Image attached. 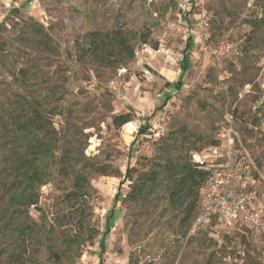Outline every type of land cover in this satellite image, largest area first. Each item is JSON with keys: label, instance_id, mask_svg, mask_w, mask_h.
<instances>
[{"label": "rangeland", "instance_id": "rangeland-1", "mask_svg": "<svg viewBox=\"0 0 264 264\" xmlns=\"http://www.w3.org/2000/svg\"><path fill=\"white\" fill-rule=\"evenodd\" d=\"M115 31L135 47L126 65L93 52L92 33ZM230 129L264 206V0H0V264H264V230L192 233L197 211L185 222L165 190L129 197L127 168L141 177L167 144L222 163ZM41 140L46 162L15 211L18 155Z\"/></svg>", "mask_w": 264, "mask_h": 264}, {"label": "trees", "instance_id": "trees-1", "mask_svg": "<svg viewBox=\"0 0 264 264\" xmlns=\"http://www.w3.org/2000/svg\"><path fill=\"white\" fill-rule=\"evenodd\" d=\"M103 35L100 33H92V44L96 48L94 55L98 56L102 62L107 64L126 65L135 57V47L131 44L130 39L123 33L115 31L105 35V40L102 39ZM147 44V40L144 41ZM104 45V47L102 46ZM110 62V63H109ZM166 86L172 87L171 83H166ZM182 87L178 83L177 89ZM160 112V108L156 109ZM36 114H38L36 112ZM39 115V114H38ZM136 117L133 109H129L128 113L115 115L113 118V125L115 128L120 129L123 126L131 123ZM27 130H33L29 127ZM143 132V131H142ZM39 148L36 150H28L18 155L17 168L23 166L25 168V176L23 178L24 188L20 192H14L9 200V206L15 211L27 199L26 190L33 192V188L37 185L36 172L39 165H44L46 160L44 154L50 150V145L45 141L38 142ZM217 145H212L214 148ZM163 157L156 159L152 162V167L143 173L141 177L134 179L132 177L133 169L127 168L125 178L127 181L132 182V190L129 197L135 201H145L157 189L166 191L167 202L170 206L183 210V220L188 222L193 217L195 211L196 218L201 212L202 197L204 190L209 183L212 175V168L206 162H197L191 158L173 157L170 145L163 147ZM44 153V154H43ZM103 175H107L106 171H102ZM78 180L84 182L83 177H78ZM33 194V193H32ZM120 194L117 196L119 198ZM31 204H36L33 202ZM195 218V220H196ZM194 220V221H195ZM194 222L192 223L191 230ZM217 227H225L217 221L214 222ZM210 227V226H209ZM248 229L252 230L249 226ZM201 229V228H200ZM199 229V230H200ZM198 230V231H199ZM133 264V263H129Z\"/></svg>", "mask_w": 264, "mask_h": 264}, {"label": "built area", "instance_id": "built-area-1", "mask_svg": "<svg viewBox=\"0 0 264 264\" xmlns=\"http://www.w3.org/2000/svg\"><path fill=\"white\" fill-rule=\"evenodd\" d=\"M183 7L187 10L189 8L187 4ZM204 36V34L199 35V39L203 40ZM232 51V43L224 40L211 48V55L220 62ZM235 135L234 130L230 129L227 136L223 135L226 137L223 151L216 152L218 150L215 149L214 162L222 158V163L214 165L210 163L213 161H209L208 156H203V154L194 156L195 161L209 164L212 168V175L204 190L201 212L193 224L192 233L200 228L212 226L215 221L227 228L242 223L254 231L264 230L263 217L252 207V198L255 199L258 180L254 177L251 168L246 167L242 170V166L237 161ZM249 189L253 191L248 193Z\"/></svg>", "mask_w": 264, "mask_h": 264}, {"label": "crops", "instance_id": "crops-1", "mask_svg": "<svg viewBox=\"0 0 264 264\" xmlns=\"http://www.w3.org/2000/svg\"><path fill=\"white\" fill-rule=\"evenodd\" d=\"M252 207L258 212V214H260L262 217L264 216V213H263V204L255 203L253 201Z\"/></svg>", "mask_w": 264, "mask_h": 264}]
</instances>
